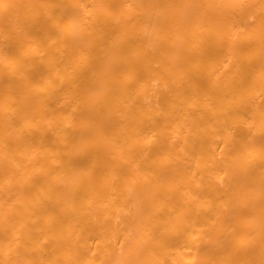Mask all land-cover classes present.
I'll use <instances>...</instances> for the list:
<instances>
[{"label":"bare ground","instance_id":"obj_1","mask_svg":"<svg viewBox=\"0 0 264 264\" xmlns=\"http://www.w3.org/2000/svg\"><path fill=\"white\" fill-rule=\"evenodd\" d=\"M0 264H264V0H0Z\"/></svg>","mask_w":264,"mask_h":264}]
</instances>
